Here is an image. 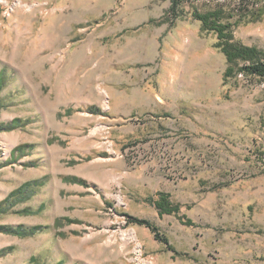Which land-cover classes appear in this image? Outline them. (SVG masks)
Returning <instances> with one entry per match:
<instances>
[{"label": "rangeland", "instance_id": "rangeland-1", "mask_svg": "<svg viewBox=\"0 0 264 264\" xmlns=\"http://www.w3.org/2000/svg\"><path fill=\"white\" fill-rule=\"evenodd\" d=\"M170 5L0 0V122L20 119L0 132V225L39 227L0 231V264H264V80L224 79L192 16L221 7L264 49V0ZM158 191L195 225L159 216Z\"/></svg>", "mask_w": 264, "mask_h": 264}, {"label": "trees", "instance_id": "trees-1", "mask_svg": "<svg viewBox=\"0 0 264 264\" xmlns=\"http://www.w3.org/2000/svg\"><path fill=\"white\" fill-rule=\"evenodd\" d=\"M183 1L184 0H171V5L166 12L168 18H170L171 15L177 16L176 8ZM255 13L257 14V18L262 12L257 11ZM192 16L201 22L203 30L213 32L216 35L217 41L215 46L218 47L219 50L224 54L227 62V68L224 71V79L226 77H232L241 74L251 79L264 80V49L255 45L244 44L241 41L235 39L233 35V26L236 23L225 21L226 17H232L233 14H228V16H225V11H223V9L220 7L207 10L205 12H200L197 9H194L192 11ZM240 17L241 15L239 18ZM4 81H7L6 67H2L0 71V90L3 87ZM19 121L20 119L16 118L9 122H0V132L9 131L15 128ZM262 123L264 124V119ZM28 147L30 146L24 147V145H20L16 148V152L19 151L21 154H23L24 150ZM66 179L76 183H86L83 179L76 176H68ZM38 181L41 182L40 180ZM29 184L30 182L28 181L20 188H27ZM7 200L8 199L6 198L0 202V210L2 204L7 202ZM146 200L157 209L159 216H162L163 214H174L177 216L180 223L188 226L195 225V222L191 218H189L185 213L181 212L182 204L170 200V194L168 192L158 191L155 197H149ZM135 221L140 225L149 227L152 231L154 230V227L147 219L135 218ZM38 228L39 227L36 226L26 228L22 225L16 227L0 225V231L13 233L19 236H26L28 234L32 235Z\"/></svg>", "mask_w": 264, "mask_h": 264}, {"label": "bare ground", "instance_id": "bare-ground-1", "mask_svg": "<svg viewBox=\"0 0 264 264\" xmlns=\"http://www.w3.org/2000/svg\"><path fill=\"white\" fill-rule=\"evenodd\" d=\"M118 199H119V200H121V198H120V197H118Z\"/></svg>", "mask_w": 264, "mask_h": 264}, {"label": "crops", "instance_id": "crops-1", "mask_svg": "<svg viewBox=\"0 0 264 264\" xmlns=\"http://www.w3.org/2000/svg\"><path fill=\"white\" fill-rule=\"evenodd\" d=\"M146 200V199H145Z\"/></svg>", "mask_w": 264, "mask_h": 264}]
</instances>
